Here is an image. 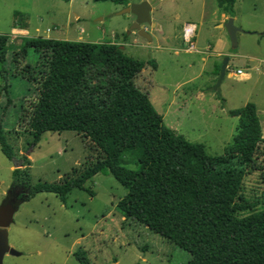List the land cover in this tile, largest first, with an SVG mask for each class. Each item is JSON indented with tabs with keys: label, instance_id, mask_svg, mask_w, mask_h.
<instances>
[{
	"label": "rangeland",
	"instance_id": "1",
	"mask_svg": "<svg viewBox=\"0 0 264 264\" xmlns=\"http://www.w3.org/2000/svg\"><path fill=\"white\" fill-rule=\"evenodd\" d=\"M221 1L220 5L218 0H160L151 12L152 23H146L150 40L138 32L131 33L134 14L121 13L126 6L113 0H0V34H10L6 58L0 61V125L8 131L16 151L10 159L0 146V206L7 196L3 186L12 187L16 167L30 172L32 184L57 182L74 170L79 173L100 157L89 137L72 130L47 131L38 143H32L30 110L37 86L33 78L38 75L35 67L41 58L39 52L28 48L25 57L14 60L25 36L49 34L57 39L117 41L137 59H157L159 67L152 70L147 65L136 78L137 85L149 93L168 126L191 141L204 143L212 155L225 154L239 122L223 106L239 108L255 102L264 122V0H236L232 12L237 15L235 24L246 32L238 33L239 44L230 49V68L248 66L249 79L226 74L217 88L219 74L213 69L212 59L204 66L203 54L186 52L182 49L187 46L183 38L179 43L175 37L187 21L195 22L198 46L202 48L219 30L214 27L215 21L203 23L201 14L206 11L210 17L228 4ZM170 32L172 37L167 39ZM224 33L228 35V30ZM222 62L216 63L221 67ZM200 87L206 94H197ZM183 90L189 94L187 104L179 108L176 101L169 109V102ZM263 152L264 143L258 159L262 164ZM23 156L30 163L22 165ZM124 159L125 166L139 168L134 155L127 153ZM262 174L254 170L244 179L243 196L257 209L263 207ZM85 186L94 195L74 188L65 203L52 192L38 193L22 202L8 227L9 243L21 255L6 254L3 264H80L75 256L80 249L86 251L92 264L188 263V251L134 218L123 216L117 204L128 191L108 170Z\"/></svg>",
	"mask_w": 264,
	"mask_h": 264
},
{
	"label": "trees",
	"instance_id": "2",
	"mask_svg": "<svg viewBox=\"0 0 264 264\" xmlns=\"http://www.w3.org/2000/svg\"><path fill=\"white\" fill-rule=\"evenodd\" d=\"M113 1L126 6L129 2ZM235 2L228 0L231 13ZM9 39L10 34H0L1 62ZM21 46L14 60L25 57L28 48L41 58L33 78L32 143L47 131L72 130L89 137L100 157L57 182L32 184L30 172L16 167L12 186L24 190L20 197L26 201L52 192L65 203L74 188L94 195L85 185L106 169L128 191L118 210L188 251L187 264H264V200L257 209L243 196L248 173L261 170L264 177V164L258 162L264 137L254 102L229 109L239 118L233 141L225 154L212 155L204 143L168 126L149 94L137 85L138 74L153 61L134 58L114 41L38 35L23 37ZM0 146L10 159L16 156L2 125ZM127 153L134 155L138 169L123 164ZM22 158V165L30 163L27 156ZM75 256L80 264H92L85 250Z\"/></svg>",
	"mask_w": 264,
	"mask_h": 264
},
{
	"label": "crops",
	"instance_id": "3",
	"mask_svg": "<svg viewBox=\"0 0 264 264\" xmlns=\"http://www.w3.org/2000/svg\"><path fill=\"white\" fill-rule=\"evenodd\" d=\"M142 1V0H141ZM141 1H139V2H141ZM223 1H228V0H223ZM139 2H137V3H139ZM237 2V1H236ZM236 2H235V4H236ZM218 3H220V5H221V3H223L221 0H218ZM130 4H133V3H131V1L129 0V2H128V4H127V6L128 5H130ZM235 4H234V7H235ZM122 5H124V4H122ZM126 6V5H125ZM154 8V7H153ZM221 9H223V10H221ZM220 10H218V11H214V14H212L210 17H208V16H206L207 14H206V11H204V12H202V14H201V17H202V20H203V23H205V21L207 20V22L208 21H211V23L213 22V21H215V24H214V27L215 28H217L219 31L217 32V33H214L213 34V36H212V38H210V40H209V42L207 43V44H205V45H203L202 46V48H199V46H198V39H197V33H196V36H195V39H196V50H193V51H191V50H188L187 49V46L184 48V47H182V49H184L186 52H190V53H193V52H197V53H201V54H203V56L201 57V61L203 62V65L205 66L206 65V63L210 60V59H212L211 61H213L212 62V65H213V69H215L216 70V74L218 75L219 74V77H220V71H221V67L220 66H218L217 65V61L219 60H223L224 61V58L226 57V56H229L230 57V59H229V62H228V65H227V69H226V74H228V76H230V77H238V78H240V79H249V78H251V72L249 71V69L250 68H248V66L246 67V68H241V67H239V68H237L236 70H234V69H232V68H230V62H231V53H230V49L231 48H236L237 46H238V42H237V45H235L234 43H233V41H232V39H231V35H230V32H229V30H228V28L226 27V23L228 22V20L232 17L233 19H234V23H235V20H236V18H237V15H235V14H232L230 11H229V9H228V4H224V5H222V8H221ZM153 10V9H152ZM152 10H151V12H152ZM152 18V17H151ZM135 19H136V17H135V15H134V17H133V21H135ZM187 22H192V21H187ZM150 23H152V21L150 22ZM192 23H195V22H192ZM196 25H197V30H198V24L197 23H195ZM236 25V24H235ZM144 29H145V32L147 33V35H143V36H145L146 38H148V39H152V37H151V35L148 33V31H147V26H146V23L144 24ZM163 26L162 25H160L159 26V28H162ZM238 27H241V26H238ZM224 29H227L228 30V35H226L225 33H224ZM241 29L242 30H239V31H237V40H238V33L239 32H246L242 27H241ZM15 31V30H14ZM48 32H50V29H48ZM134 32H138V34H140L139 33V31H137V30H132L131 31V33H134ZM171 32L169 33V34H167L165 37L167 38V39H170L172 36H171ZM258 34H261L262 35V33H258ZM141 35V34H140ZM46 37H51L49 34H47L46 35ZM175 37L177 38H179V43L181 42V38H183V40H184V37H183V27H181V29L180 30H178V33L176 32V34H175ZM114 42H117V41H114ZM117 43H119V42H117ZM184 43H186L185 42V40H184ZM124 49H125V47H124ZM181 49L178 47V49L176 50V52L177 53H179V51H180ZM135 58V57H134ZM151 61H153L152 62V64L151 63H148L147 65H149L151 68H152V70H154V69H157L158 67H159V62L158 61H156L157 59H150ZM150 60H145V61H150ZM222 64H223V62H222ZM147 65L143 68V70L141 71V72H144L145 71V69H146V67H147ZM191 66H194V65H190V67ZM238 69H242V71H243V73L242 74H238L237 73V70ZM257 69H259L258 67H257ZM141 72L139 73V74H141ZM138 74V75H139ZM202 73L200 72L197 76H195V77H198V76H200ZM226 76V75H225ZM138 77V76H137ZM195 77L192 79V80H194L195 79ZM197 90V94H199V95H204V94H206V93H204L203 91H202V89H201V87L199 88V89H196ZM149 94V93H148ZM216 96V95H215ZM150 97V96H149ZM157 97V96H156ZM166 101H169V98H166L165 99ZM189 100V94H188V92L187 91H185V90H183V92H181V94L178 96V97H176V98H174L172 101H170L169 102V109L173 106V105H175L174 103L176 102V101H178V107L179 108H182V107H184L185 106V104H187V101ZM216 101V100H215ZM218 102V104H219V101H217ZM248 103V102H247ZM246 103V104H247ZM255 103V102H254ZM256 104V103H255ZM256 106H257V104H256ZM223 110H225L226 109V111L228 112L229 111V109H234V108H228L227 107V105L226 106H223V108H222ZM257 111H258V114H259V117H260V112H259V109H258V107H257ZM1 113L3 114V111H1ZM168 113V110L165 112V115H168L167 114ZM229 114V113H228ZM6 115V117H8L7 115H8V113H6L5 114ZM230 115V114H229ZM230 116H232V115H230ZM163 117H164V115H163ZM260 121H261V118H260ZM261 126H262V136L264 137V134H263V131H264V122H262L261 121ZM234 135V134H233ZM231 143V142H230ZM124 216V215H123ZM118 262V261H117Z\"/></svg>",
	"mask_w": 264,
	"mask_h": 264
},
{
	"label": "water",
	"instance_id": "4",
	"mask_svg": "<svg viewBox=\"0 0 264 264\" xmlns=\"http://www.w3.org/2000/svg\"><path fill=\"white\" fill-rule=\"evenodd\" d=\"M159 1L160 0H142L139 3H133L126 6L121 13H133L136 16V19L132 25V30L139 31L141 35H147L143 26L145 23H150L152 21L151 10L158 5ZM226 27L230 32L233 43L237 45V31L242 30L241 27L235 25L232 17L226 23ZM122 47L124 48V46ZM229 59V56L224 58L217 88L220 86L222 79L226 75ZM3 187L7 196L0 206V264L4 263L6 254L21 255V252L11 247L9 243L8 227L13 223L15 213L19 209L20 204L25 201V196L20 197V194L15 192L17 188H14L13 186L7 187L5 185Z\"/></svg>",
	"mask_w": 264,
	"mask_h": 264
},
{
	"label": "built area",
	"instance_id": "5",
	"mask_svg": "<svg viewBox=\"0 0 264 264\" xmlns=\"http://www.w3.org/2000/svg\"><path fill=\"white\" fill-rule=\"evenodd\" d=\"M196 33H197V25L192 22H186L183 27V37L187 44L188 50L191 51L196 50V39H195ZM237 73L242 74L243 73L242 69H238Z\"/></svg>",
	"mask_w": 264,
	"mask_h": 264
},
{
	"label": "flooded vegetation",
	"instance_id": "6",
	"mask_svg": "<svg viewBox=\"0 0 264 264\" xmlns=\"http://www.w3.org/2000/svg\"><path fill=\"white\" fill-rule=\"evenodd\" d=\"M23 191L24 190L22 188H18V189H16L15 192L22 195Z\"/></svg>",
	"mask_w": 264,
	"mask_h": 264
}]
</instances>
